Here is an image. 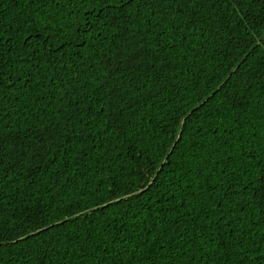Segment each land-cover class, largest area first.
I'll use <instances>...</instances> for the list:
<instances>
[{"label":"trees","instance_id":"16d2710c","mask_svg":"<svg viewBox=\"0 0 264 264\" xmlns=\"http://www.w3.org/2000/svg\"><path fill=\"white\" fill-rule=\"evenodd\" d=\"M48 11L45 7L37 14L36 5L26 0H0L4 28L10 30L9 26L20 24L21 36L32 31L24 21L35 20L33 27L39 28L47 22L44 16ZM172 11H176L175 5ZM183 11L184 15L176 19L181 25L174 37L179 46L165 47L173 41V36L165 31L159 41L162 50L156 54L152 38L148 37L147 54L136 61L134 68L126 66L127 71L120 74L118 81L114 78L109 85L113 89L110 94L108 89L100 95L91 94L98 91L97 85L105 75L98 65L79 67V57L86 65H96L94 53L98 58L100 51L111 46L117 29L105 27L111 21L110 13L107 19L101 15L91 21L99 29L97 37H82L87 45L65 49L67 56L57 54L55 64L45 60L47 48L37 50L33 60L39 65V74L49 84V77L56 78L57 88L41 85L40 90L31 92V98L28 92L20 95L16 108L23 109L26 115L11 117L6 126L7 139L15 137L14 144L26 145L28 136L39 135L49 122H59V135L54 137L59 142L72 131L65 126V118L78 114L79 119L75 121L71 144L59 151L53 149L44 162L33 161L30 153L13 161L14 144H7L4 166L8 171L0 172V176L7 175V179L0 180L6 225L3 236L6 242L15 241V246L0 250V264H117L118 259H126L118 257L113 248H126L142 264H189L188 258L203 247L198 236L208 227L205 214L214 207L213 201L221 198L219 191L206 190L213 185L219 187L224 155L234 152L223 148L216 153L217 139L221 143L225 139L234 142V138L226 136V130L243 124L241 132L251 129L256 133V142L246 145V150L264 155V46L253 47L264 34V0L246 11L255 31L238 23L240 16L219 0H203L199 8L190 3ZM197 12V30L189 35L185 26ZM169 18H173L172 13ZM83 19L82 16L81 23ZM131 29L143 31L139 23ZM65 58L73 62L67 71L61 67ZM25 60L26 65L25 61L9 64L5 72L20 71L25 66L31 70L33 61ZM77 71L81 74L80 83H67ZM230 75L231 79L226 80ZM249 81L253 85L250 92L246 87ZM73 87L77 91L73 92ZM49 93L53 99L41 103L40 98ZM84 95H88V100L75 113L73 108L65 107ZM206 99L203 107L196 110ZM87 104L92 105V116L81 110ZM190 112L194 114L185 130L184 142L176 146L170 167L163 168L151 190L142 192V185L151 179L144 175L145 164L152 168L165 162L176 128ZM41 119L43 123L33 127ZM165 132L171 135L165 136ZM198 167L203 171L196 172ZM213 168L215 171H210ZM190 170L193 174L186 175ZM262 211L256 209L251 215L259 220ZM207 219L211 223L215 218ZM177 229L187 235L181 238ZM162 232L167 235L162 236ZM30 233L37 235L32 238ZM207 235L218 234L209 230ZM261 235L264 224L253 239L258 240ZM114 237L120 239L119 244L113 243ZM189 241L195 242L196 247ZM161 245L164 251H160ZM212 247L215 245L205 250L211 251ZM222 264L235 261L225 255Z\"/></svg>","mask_w":264,"mask_h":264},{"label":"snow or ice","instance_id":"6c2138e0","mask_svg":"<svg viewBox=\"0 0 264 264\" xmlns=\"http://www.w3.org/2000/svg\"><path fill=\"white\" fill-rule=\"evenodd\" d=\"M26 2L36 5L37 14H40L45 7L49 11L44 16L47 22L39 28L33 27L35 20L31 23L24 21L32 28L29 35L21 36L23 29L20 24H17L15 28L9 26L10 30H6L0 21V172L4 173L8 171L4 166V159L9 151L7 144H14L17 139L15 137L11 141L7 139L6 126L12 116L20 115L23 117L26 115L23 109L16 108L20 95L28 92L29 98H31V92L40 90L41 85L53 90L57 88L56 78L49 77L51 82L49 84L39 74V65L33 60L38 49L47 48L45 60L49 64H55L57 54L60 57L67 56L65 49L85 47L88 41L82 37H97L99 29L91 21L97 20L101 15L107 19V14L110 13L111 21L105 27L115 26L117 29L113 33L111 46L100 51L98 58L94 53V58L97 59L96 65H86L83 62V57H79L81 60L79 67L89 69L98 65L105 74L103 80L97 85L98 91L94 90L91 94L100 95L104 93L105 89H108V94H110L113 89H110L109 85L114 82V78L118 81L120 74L127 71V67L134 68L136 61L147 54L148 37L152 38V46L156 54L162 50L159 41L165 35V31L173 36L172 43L165 47L174 49L179 46L174 37L179 33L181 25L176 23V19L184 15L183 10L188 4H194L199 8L203 0H26ZM260 2L261 0H219V3L223 4L224 7L233 8L234 15L240 16L241 19L238 23L247 24L248 28L253 31H255V26L246 11L253 5L260 4ZM173 5L176 7L175 12L172 11ZM145 11L147 12L146 15L144 14ZM169 13H172V19L169 18ZM197 15L198 12L193 13L192 19L185 26L189 35L197 30L195 28ZM82 16L84 19L81 23ZM136 23L143 27V31L131 29V26ZM156 29L159 31L153 36ZM199 31L202 32L203 29H199ZM186 38L181 36V39ZM121 44L123 47L120 46ZM258 46H264V34H261L260 38L253 44L254 48ZM13 49L16 51L14 52ZM25 58L33 61L31 70L25 66L20 71L5 72L9 64L18 65L21 61H25L26 65ZM72 63L71 59L65 58L61 67L67 71V66ZM160 71H163V65H161ZM232 74H235V70ZM80 79L81 74L77 71L70 76L67 83L75 86L80 83ZM230 79L231 75L226 78V80ZM246 87L250 92L253 85L249 81ZM72 91L75 92L77 89L73 87ZM67 94V92L64 93V95ZM51 99L53 96L49 93L47 97L42 96L40 102L44 103V100ZM86 100H88V95L80 97L78 102H70L65 107L73 108L75 113L76 109L80 108V105H83ZM206 102L207 99L197 105L196 110L203 107ZM47 106L45 104V109ZM81 110L87 112L89 116L93 115L91 104L84 105ZM100 111L102 113L103 109ZM192 114L194 113L190 112L181 118L179 126L176 128V138L172 141V147L165 154V162L160 167L153 166L152 168L145 164L144 175L151 177V179L145 181L146 187L142 185V192L151 190L163 168L170 167L176 146L184 142L185 130L188 128ZM96 118L94 117V119ZM65 119V126H70L72 131L62 137L59 142L54 139L59 135L57 131L59 122L56 124L49 122V127L42 128L39 135L28 136L26 145L23 143L14 144L11 159L18 161L25 153H30L33 161L44 162L53 149L59 151L69 146L74 138L75 121L79 119V116L78 114L69 115ZM36 123H43V120H37L33 127ZM233 123L237 122L234 120ZM243 127V124H238L235 130H226V136L234 138V142L225 139L221 143L219 138L216 141L217 147L214 149L216 153H221L223 148L234 149V152L229 151L224 155L222 161L224 167L218 174L220 177L219 187L213 185L209 190H206L219 191L221 198L213 201L214 207L205 214L204 223L208 227L203 229L198 236V240L203 242V247L196 249L193 255L188 258L189 264H222L225 255H229L235 264H264V235H261L258 240L253 239L257 236L260 225L264 224V211L259 213V220L251 215L256 209L264 210V155H258L255 150H246V145L256 142V133L251 129L247 133L241 132L240 129ZM100 134L103 135L104 131L101 130ZM164 135L170 136L171 133L165 132ZM261 138L264 139V136ZM261 147L264 148V145ZM217 160L219 164V158ZM195 171H203V168L198 167ZM210 171H215V168L210 169ZM191 174L193 173L190 170L186 175ZM5 179H7V175L0 176V180ZM3 207V197H0V250L15 246V241L6 242L3 236V230L6 227L3 223ZM75 207L78 208L79 205ZM207 217H214L215 219L210 223ZM8 218L15 219L13 216ZM209 230L218 235L208 236ZM43 231V229L40 230L41 233ZM176 231L178 235H181V238L183 235H187V233L180 234L178 229ZM36 235L37 233H30L29 237L34 238ZM161 235L165 236L167 233L162 232ZM217 240L220 243H217ZM225 241L233 250L232 252L225 248ZM113 243L119 244L120 239L114 237ZM189 244L193 248L196 247L193 241H189ZM209 245H215V247H212L211 251H206L205 249ZM113 251L118 257H126V259H118L117 264H142L136 255H129L126 248H121L118 251L113 248ZM160 251H164L163 245H161Z\"/></svg>","mask_w":264,"mask_h":264}]
</instances>
